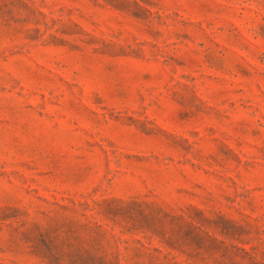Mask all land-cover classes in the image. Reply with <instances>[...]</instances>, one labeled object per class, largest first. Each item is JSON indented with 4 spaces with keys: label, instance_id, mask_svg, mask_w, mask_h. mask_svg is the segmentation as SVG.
Segmentation results:
<instances>
[{
    "label": "rangeland",
    "instance_id": "1",
    "mask_svg": "<svg viewBox=\"0 0 264 264\" xmlns=\"http://www.w3.org/2000/svg\"><path fill=\"white\" fill-rule=\"evenodd\" d=\"M0 264H264V0H0Z\"/></svg>",
    "mask_w": 264,
    "mask_h": 264
}]
</instances>
